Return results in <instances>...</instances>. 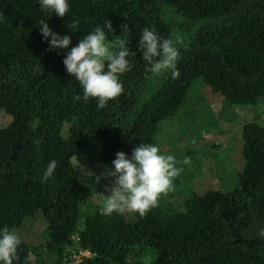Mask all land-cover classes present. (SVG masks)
Returning a JSON list of instances; mask_svg holds the SVG:
<instances>
[{
	"label": "trees",
	"instance_id": "16d2710c",
	"mask_svg": "<svg viewBox=\"0 0 264 264\" xmlns=\"http://www.w3.org/2000/svg\"><path fill=\"white\" fill-rule=\"evenodd\" d=\"M64 17H47L38 0H0V227L21 237L15 264H66L65 248L77 236L88 252L79 264H264V125L243 129L245 160L235 189L216 186L189 198L182 211L158 202L146 215L102 214L83 180L82 163H111L153 143L160 122L172 117L200 79L229 104L256 105L264 98V0H69ZM41 19L68 34L74 46L106 20L108 42L128 26L131 70L123 91L97 108L66 72L62 49L48 50ZM75 24L76 28L70 27ZM161 38L180 34V75L151 77L138 50L140 31ZM53 178L40 176L49 161ZM40 219L44 241L22 234Z\"/></svg>",
	"mask_w": 264,
	"mask_h": 264
},
{
	"label": "clouds",
	"instance_id": "9594fccd",
	"mask_svg": "<svg viewBox=\"0 0 264 264\" xmlns=\"http://www.w3.org/2000/svg\"><path fill=\"white\" fill-rule=\"evenodd\" d=\"M38 4L48 14L47 17L52 14L64 17L70 8L69 0H38ZM38 25L41 39L48 44V50L62 49L66 53L63 59L65 70L74 75L83 90V96L78 95L77 100L93 98L99 110L121 94L123 84L120 78L131 70L127 24L123 25L122 38L114 43L108 42L113 25L106 20L103 26L97 25L71 47V36L54 31L47 19H41ZM70 28L75 29L76 25ZM182 46L186 45L180 34L161 38L155 29L145 27L140 31L138 50L151 77L160 78L170 74L172 79L178 78L180 72L177 65ZM189 163L187 158L178 161L174 155L163 153L157 143L141 142L132 148L130 154L116 152L111 168L94 177L96 183L111 180V185H106L107 194L102 193V214L146 215L158 206L161 194L173 189L174 180L184 171L178 164ZM56 167L55 160L49 161L40 176L41 181L46 183L53 178ZM91 186L95 190V186ZM258 235L264 238V229H260ZM21 243L17 231L7 226L0 227V264H15L19 260L17 250Z\"/></svg>",
	"mask_w": 264,
	"mask_h": 264
},
{
	"label": "rangeland",
	"instance_id": "374dc122",
	"mask_svg": "<svg viewBox=\"0 0 264 264\" xmlns=\"http://www.w3.org/2000/svg\"><path fill=\"white\" fill-rule=\"evenodd\" d=\"M11 120L7 112H0V126H6ZM251 122L264 125V98L256 105L229 104L200 79L196 80L181 108L160 122L153 141L163 153L174 155L178 161L185 158L190 161L187 165L178 164L184 171L174 180L173 189L161 194L162 207L179 212L189 198L210 187L224 191L235 189L246 165L242 154L243 129ZM111 166L112 162L82 163L83 180L92 190V202L99 206L111 180L96 183L94 177ZM126 215L134 217L133 213ZM21 232L31 243L39 245L44 241L45 224L40 219H31ZM66 253L69 257L67 255L65 261L72 258L66 264H79L84 256L90 255L78 249L77 236L71 246L65 248Z\"/></svg>",
	"mask_w": 264,
	"mask_h": 264
}]
</instances>
